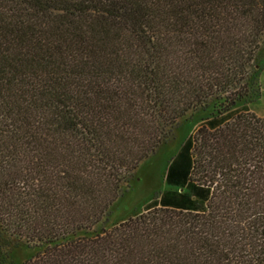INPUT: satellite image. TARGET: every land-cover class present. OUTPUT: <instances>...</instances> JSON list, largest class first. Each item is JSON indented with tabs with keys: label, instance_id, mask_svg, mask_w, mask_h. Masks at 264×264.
Listing matches in <instances>:
<instances>
[{
	"label": "trees",
	"instance_id": "obj_1",
	"mask_svg": "<svg viewBox=\"0 0 264 264\" xmlns=\"http://www.w3.org/2000/svg\"><path fill=\"white\" fill-rule=\"evenodd\" d=\"M263 39L264 0H0V227L41 248L23 264H264V118L227 117ZM213 100L165 177L204 209L163 195L80 236Z\"/></svg>",
	"mask_w": 264,
	"mask_h": 264
},
{
	"label": "rangeland",
	"instance_id": "obj_2",
	"mask_svg": "<svg viewBox=\"0 0 264 264\" xmlns=\"http://www.w3.org/2000/svg\"><path fill=\"white\" fill-rule=\"evenodd\" d=\"M264 69V39L256 53L248 76V96L230 109L228 118L239 111H248L258 118H264V91L260 75ZM218 102L211 101L206 107L191 111L182 117L171 131L170 137L147 160L143 161L134 175L123 185L116 201L106 211L102 220L92 231L80 233L93 235L109 230L128 218L139 215L145 207L159 203L161 197L181 196L179 188L166 190L164 187V170L187 138L206 119L216 117ZM183 195L188 196L187 193ZM41 250L38 246L28 244L0 227V264H23Z\"/></svg>",
	"mask_w": 264,
	"mask_h": 264
},
{
	"label": "crops",
	"instance_id": "obj_3",
	"mask_svg": "<svg viewBox=\"0 0 264 264\" xmlns=\"http://www.w3.org/2000/svg\"><path fill=\"white\" fill-rule=\"evenodd\" d=\"M260 79L263 83L264 81V69L260 75ZM263 86V91H264V84L262 85ZM180 150V149H179ZM179 150L177 151V153L174 155V157L170 160V162L167 164L165 170H164V185H165V189L166 190H169L171 188L172 189H175V188H179L178 189V192H180L181 194H184V193H187L189 195V200L187 201L186 199H184V202L182 203L184 206H178V207H181V208H188V209H191L193 211H202L206 205V202H205V199L207 198V192L205 190H201V189H195L197 192H198V196H194V195H191L189 189L186 188V186H184L183 188L181 187H178V186H173V185H168L165 181V177H166V173H167V170L169 168V166L172 164V161L174 160V158L177 156ZM173 169L176 170V169H184L186 170L188 167H189V161L187 159V156L186 155H183L181 157H179L175 164L173 165ZM170 199L168 200H174V197L173 195H171V197H169ZM177 202H180L181 199H175Z\"/></svg>",
	"mask_w": 264,
	"mask_h": 264
}]
</instances>
